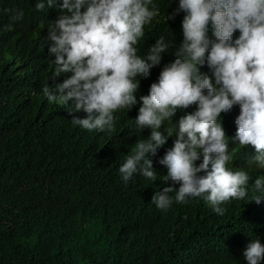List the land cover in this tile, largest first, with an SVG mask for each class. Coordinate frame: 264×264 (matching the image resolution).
I'll use <instances>...</instances> for the list:
<instances>
[{
	"label": "trees",
	"instance_id": "obj_1",
	"mask_svg": "<svg viewBox=\"0 0 264 264\" xmlns=\"http://www.w3.org/2000/svg\"><path fill=\"white\" fill-rule=\"evenodd\" d=\"M37 2L0 0V264H246V245L256 239L264 245V192L254 187L264 173L252 170L246 164L248 153L231 142L238 105L221 113L219 122L230 138L229 150L236 148L232 163L252 178L243 200L220 205L223 215L201 198L174 201L167 211L151 200L164 187H179L160 179L167 168L159 161L176 139L178 121L195 105L190 113L176 112L171 120L176 132L149 156L158 175L155 182L139 174L125 182L119 173L137 141L151 135V129L135 126L140 97L149 94L183 43L185 13L166 20L179 0H152L160 15L146 26L140 55L161 36L172 47L148 78L138 77L137 104L114 113L112 132L74 125V116L87 114H69L71 101L60 105L43 94L45 86L54 88L67 77L55 79L46 39L61 15L60 0L44 11L36 10ZM21 12V19H13ZM208 35L213 38L211 27ZM238 36L237 31L233 39ZM200 71L215 84L206 64ZM201 162L202 157L197 166ZM170 195L174 199L175 193ZM257 196L260 204L253 201Z\"/></svg>",
	"mask_w": 264,
	"mask_h": 264
},
{
	"label": "clouds",
	"instance_id": "obj_2",
	"mask_svg": "<svg viewBox=\"0 0 264 264\" xmlns=\"http://www.w3.org/2000/svg\"><path fill=\"white\" fill-rule=\"evenodd\" d=\"M56 3L38 0L35 8L44 11ZM59 11L46 39L54 56L55 79L67 78L54 88L45 86L43 94L60 105L71 101L74 109L69 114H87L83 119L74 116V125L90 132L115 131L114 113L137 104L138 77L148 78L151 69L160 65L161 54L172 47L161 36L146 55H140L146 26L160 15L159 9L152 0H60ZM180 12L185 15L177 58L163 68L149 94L140 97L135 126L151 129V135L137 141L119 173L125 182L137 174L155 182L158 175L149 156H155L176 132L171 124L176 112L187 113L195 105L194 112L178 121L176 139L159 161L167 168L160 179L179 187H164L151 200L167 211L174 201L186 204L201 198L223 215L220 205L243 200L252 175L232 163L236 148L229 150L230 138L219 122L221 113L239 106L231 142L248 153L246 164L252 170L264 173V0H179L166 20ZM22 16L21 12L13 19ZM237 31L239 36L233 39ZM205 64L215 84L201 73ZM254 187L264 192V176L254 180ZM261 200L253 198L256 204ZM242 255L246 264H260L264 245L252 240Z\"/></svg>",
	"mask_w": 264,
	"mask_h": 264
}]
</instances>
